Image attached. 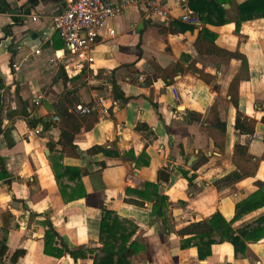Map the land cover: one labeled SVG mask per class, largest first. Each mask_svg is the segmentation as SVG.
<instances>
[{
  "label": "crops",
  "instance_id": "0c3cea01",
  "mask_svg": "<svg viewBox=\"0 0 264 264\" xmlns=\"http://www.w3.org/2000/svg\"><path fill=\"white\" fill-rule=\"evenodd\" d=\"M4 1L0 242L7 252L0 264H92L95 251L76 261L44 253L45 221L73 249H98L104 209L136 226L128 241L136 244L131 264H264V222L240 235L245 248L239 256L231 242L222 241L199 258L195 246L181 247L188 235L178 232L215 212L234 230L256 225L251 223L264 215L262 204L236 216V205L254 194L264 202V16L237 23V7L247 0H222V11L206 23L188 0L163 2L166 17L151 11L146 0H108L126 6L99 29L93 61L78 62L53 26L65 0ZM184 14L197 21L182 20ZM221 18L225 22L216 23ZM202 28L215 35L217 47L241 55L199 53L194 43ZM114 89L124 99L114 98ZM72 90L78 103L102 96L108 106L107 114L94 112L87 120L91 126L74 135L76 156L62 151L55 115L62 95ZM213 104L226 122L223 150L205 128ZM237 110L254 120L252 135L234 128ZM189 112L201 119H191ZM236 143L247 145L244 158L256 166L252 175L232 177ZM95 145L103 149L89 153ZM161 170L167 173L163 179ZM146 183L157 184V191L146 190ZM156 194L166 198L161 214L153 207ZM17 249L24 254L14 262Z\"/></svg>",
  "mask_w": 264,
  "mask_h": 264
},
{
  "label": "trees",
  "instance_id": "16d2710c",
  "mask_svg": "<svg viewBox=\"0 0 264 264\" xmlns=\"http://www.w3.org/2000/svg\"><path fill=\"white\" fill-rule=\"evenodd\" d=\"M224 1V0H223ZM222 0H188L189 7L191 10L198 12L202 22H214L211 20L212 16H216V13L222 11L221 6ZM206 3V5L204 4ZM203 6L205 8H203ZM239 16L237 23L242 20H248L253 17L264 16V0H247L238 5ZM206 14V15H205ZM225 22L223 18L216 23L222 24ZM214 23V24H216ZM182 29H190L191 25L182 24L180 25ZM164 27H160V31L163 32ZM215 35L206 28H202L199 31L196 41L195 48L201 54H219L222 56L239 57L241 54L232 53L223 50L214 43ZM235 90L230 88L231 100L234 106H237L238 100ZM114 98L124 99V96L114 89ZM79 101V95L76 90L66 91L61 99L58 101L55 108V115L59 120V127L61 129L59 143L62 146V151L70 156H76L77 150L76 145L73 142L74 135L80 130L82 126L85 128L91 126L88 125L87 120L90 122V117L94 114H84L78 115L73 111V106ZM191 119L200 120L201 115L195 112H189ZM209 117L206 118L205 128L214 139L215 144L220 150L224 149L225 135H226V122L222 121L219 117V113L215 104H213L209 110ZM34 124L35 121L32 120ZM255 122L253 119H249L247 116H243L238 110L236 112V118L234 123V128L240 133L245 135H252L254 133ZM48 127V123L44 124ZM103 149L101 146L95 145L88 149L89 153H95ZM247 152L246 144L236 143L233 147L232 160L236 166V171L231 175L232 177L241 175H252L255 171V163H252L244 158ZM201 162V160H200ZM199 161L196 164L200 163ZM1 165V163H0ZM103 166V163H101ZM1 168V166H0ZM65 172L67 168L65 167ZM74 171L70 172L73 174ZM2 175H6L5 170L2 171ZM59 175L55 174L56 182L59 183ZM230 175V176H231ZM226 180H228L226 178ZM146 190L154 189L157 191V184L146 183ZM261 192V191H260ZM257 192V197L259 193ZM252 196L248 200H244L236 205V216L241 214L244 209L252 210L258 208L264 204L261 200H256ZM137 202V201H135ZM166 204V198L159 194L155 195V203L153 205L157 214H161L163 206ZM104 214L100 222V240L102 242V247L98 249H88L83 246L73 249L71 244L63 237L58 235L52 222L46 218L45 221V235H44V253L50 254L56 257H61L63 255L70 256L74 261L77 258H83L88 256V254H95L93 256L92 264H131V256L136 249L135 242L128 243L130 236L136 229V226L128 223L127 221L121 220L116 213L109 209H104ZM264 222V215L258 218L251 224H256L253 226L247 225L241 229L234 230L231 227V223L226 221L219 212H215L208 219H203L200 221H195L182 227L178 232L181 236L188 235L187 238L183 239L181 242V247L195 246L197 249V255L199 258H205L211 253V246L214 243L229 241L232 243L236 253V256L244 255V243L240 242V235L246 228L261 226L260 224ZM129 226H128V225ZM133 225V226H132ZM130 227V228H129ZM237 232V234H236ZM6 233V231H4ZM59 242V245L57 243ZM241 243V244H240ZM239 245L242 247V252L237 253ZM7 252V246L5 242H0V260L5 256ZM24 254L23 249L15 250L11 255L12 261H17L19 257Z\"/></svg>",
  "mask_w": 264,
  "mask_h": 264
},
{
  "label": "built area",
  "instance_id": "2783aa9c",
  "mask_svg": "<svg viewBox=\"0 0 264 264\" xmlns=\"http://www.w3.org/2000/svg\"><path fill=\"white\" fill-rule=\"evenodd\" d=\"M165 1L167 0H146V4L151 11L166 17L167 9L162 6ZM124 6L126 3L113 4L108 0H65L64 8L52 18L53 26L68 52L78 55V62H92L93 56L90 51L98 40L99 29L107 19L120 12ZM181 18L189 23L197 21L195 17L187 14L182 15ZM35 52L38 53L39 49ZM41 97L38 95L34 103L38 104ZM72 109L78 115L92 112L108 113V106L105 105L102 96L89 104L77 103ZM53 120H57V117H53ZM34 132L38 134L40 129L35 127Z\"/></svg>",
  "mask_w": 264,
  "mask_h": 264
},
{
  "label": "water",
  "instance_id": "95a60500",
  "mask_svg": "<svg viewBox=\"0 0 264 264\" xmlns=\"http://www.w3.org/2000/svg\"><path fill=\"white\" fill-rule=\"evenodd\" d=\"M3 4L6 5V2L4 0H0V6H2ZM164 174H167V173L165 171L161 170L160 171L161 179H163Z\"/></svg>",
  "mask_w": 264,
  "mask_h": 264
}]
</instances>
